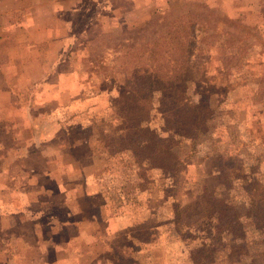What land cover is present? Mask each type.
<instances>
[{
    "label": "rangeland",
    "instance_id": "374dc122",
    "mask_svg": "<svg viewBox=\"0 0 264 264\" xmlns=\"http://www.w3.org/2000/svg\"><path fill=\"white\" fill-rule=\"evenodd\" d=\"M115 1L113 17L109 2L103 9L71 0H0V109H13L19 94L26 103L38 101L35 109H53L52 102H41L54 89L57 95L54 75H72L76 90L63 96L66 110L40 112L38 128L29 124L24 135L49 133L61 121L71 131L57 135L56 147L72 149L76 141L91 140L81 150L90 149L93 158L74 161L67 172L76 174L78 196L89 179L97 190L107 189L104 201L81 197L72 208L66 201L52 209L50 197L33 196L40 209L47 207L40 212L42 221H52L40 230L59 236L44 234L39 246L11 229L0 230V264H264V194L222 235L216 234L214 219L200 212L207 190L242 209L249 199L246 178L264 191V0H139L138 8ZM161 44L172 55L166 67L175 61L185 65L189 101L158 109L154 97L136 124L169 136L163 114L176 124L190 120V103L201 110L200 129L175 142L178 156L166 169L141 153L114 103L133 78L128 68L141 65V56L149 58L145 49ZM141 83L144 96L153 92L149 80ZM84 169L95 173L87 176ZM176 204L189 206L190 220L176 223ZM128 214L136 224L124 227L127 238L107 242L98 224L103 216L127 219ZM4 220L0 217V224ZM68 252L79 259H67Z\"/></svg>",
    "mask_w": 264,
    "mask_h": 264
},
{
    "label": "crops",
    "instance_id": "0c3cea01",
    "mask_svg": "<svg viewBox=\"0 0 264 264\" xmlns=\"http://www.w3.org/2000/svg\"><path fill=\"white\" fill-rule=\"evenodd\" d=\"M71 1L77 2L79 4L83 2H93L95 4L99 3L100 7L103 9L104 6L109 2V4L111 3L109 9H111L112 7L116 9V4L114 3L116 2L115 0ZM117 1L120 4H126L127 2H129L134 5V8H138L139 4H141L140 2L138 3L139 0ZM122 7V11L126 9L125 5H123ZM115 9H113V17L116 16V13L118 12V10ZM67 10L68 9H66L65 11ZM75 10L73 12H75ZM77 10L83 11L82 7ZM109 15L110 14L107 13L105 17ZM60 61L61 60L58 61V64L60 63ZM64 62L67 63L68 61L64 58L63 63ZM55 76H58V84L61 83V85L57 84V86L54 87L58 88L57 95L54 92V89L53 96L50 98L45 97L41 102L42 105L47 102H52L54 105L53 109H35L36 105L39 104V102L36 101L35 103L31 104V102L28 101L26 103L27 100L22 94H19L17 96L19 98L16 97V103L13 109H0V211H2V214L0 213V217H3L6 220V222L4 220V223L0 224V230L11 229L16 235H20L27 238L28 240H32L38 243L39 246L42 245L44 234L49 236H52L54 234H52V232L45 233L44 231L40 230L41 228L45 229L49 225L51 226L52 221L49 219L48 221H42V215L40 212L47 207L44 206L45 208L40 209V207L43 206H39L38 203L34 204V202L31 200L33 196L50 197L52 201L51 204L53 205L52 209L58 205L57 203H60L62 205L61 202L66 201L72 208L71 205L76 204L75 202H77L78 200L80 201L81 197L83 200H85V198L97 199V197L100 196L104 201V199H106L107 192V189L97 190L96 188L92 187L93 180L89 179V185L83 189L84 194H82V196H78V193L81 194L82 191L79 192V188L77 186H74V175L76 174L67 172L68 170L73 169L74 161L78 162L79 159L82 158H93V154L91 156V154L88 152L90 149H85L87 153H84L81 150V148H84L86 146L90 147L91 140H88L85 137L83 141H79L78 143L76 141L72 149H66L62 146L56 147V137L68 135L71 131L70 128L64 126L61 121H56L53 124V130L49 133H46L45 129H39L35 134L34 132L33 134L31 132V135H24V131L29 129L30 125H32L33 128H38L37 123H39V121L42 119V112H47V115H55L56 113L59 114L60 110L61 112H63V109H65V107H62L63 96H65L66 93L70 95L74 90H76V87L72 88L70 86L72 75L64 77V79L62 78V75H54V78ZM44 80L45 78L41 79V81ZM118 95L119 93L114 97H117ZM8 97V95L7 97L5 96L6 99H8ZM6 99L4 100V103L7 106L9 103H7ZM28 104L30 108L27 106ZM69 104H71V101L69 102ZM28 111H30L31 113L30 120L29 118H26V115H30ZM40 112L42 113V115ZM68 114L69 117L73 116V114L69 113V111ZM29 121H32L34 123L31 124ZM75 123L79 126L78 122ZM75 129L78 128L75 127ZM53 146L54 148H52ZM51 149L54 150L55 154H50V152H48ZM63 155L67 156L68 159L71 160L62 162L61 164L59 159L61 160ZM58 165H62L63 167H58ZM89 170L91 169H88L87 172L84 169V171H86L85 175H94V170L90 172ZM103 181L104 179L102 180V183ZM50 185H53V187H51ZM14 195L16 196V200ZM30 212L31 214H29ZM129 215L132 214H128L127 219H125L123 216H103L102 220L98 224H101V226L103 227L107 242H118L127 238L124 227L128 226V224H132L128 223L130 221H132L133 224H136V222L132 220L131 216ZM96 216L97 215L92 217H99ZM55 222L56 221H54V223ZM67 224L71 225V223ZM59 233V231L55 232L54 237H57V235L59 236ZM14 240L19 241V237H15ZM53 240H55V238ZM66 258L79 259L78 256L73 255V252H68ZM153 264H156V262H153Z\"/></svg>",
    "mask_w": 264,
    "mask_h": 264
},
{
    "label": "trees",
    "instance_id": "16d2710c",
    "mask_svg": "<svg viewBox=\"0 0 264 264\" xmlns=\"http://www.w3.org/2000/svg\"><path fill=\"white\" fill-rule=\"evenodd\" d=\"M190 28L193 30V25H191ZM175 37L176 36H173V38ZM159 38H161L162 41L164 40L162 35L159 36ZM167 48V46L161 44L156 50L150 48L145 49L144 51L149 58L145 59L141 56L139 57L141 65L136 63L134 67L128 68L133 78L126 81L125 87L121 89L117 97H114L115 111L123 118L124 130L132 134L141 153L147 158H150V161H152L154 165L165 169L170 167L174 159L178 156L175 151V142L190 137L191 131H198L201 127V123L198 120L201 116V110L193 103H190V107L193 111L189 121L173 124L169 117L163 114V121L166 122V126L169 125V127L167 126L166 128L169 129L170 132L172 131L169 136L158 134L157 130L149 128L142 123H138L137 125L135 122L137 118L142 119L143 116L148 113V109L145 106L150 103L154 97H156L158 101L156 106L158 109L182 107L189 101L187 93L188 79L185 74H183L185 65L183 67L180 61H175L170 67H166L169 66L172 60V55L168 53ZM185 50L183 49L182 51ZM188 54H192L190 49ZM165 62H167V64H165ZM165 68H169L167 73H171V75L165 74ZM141 80H149L152 83L153 92L147 96H144L145 89ZM189 130L191 131L189 132ZM248 180L249 179L246 178V182ZM250 181H252V179H250ZM246 182L244 189L247 191L249 199H246L245 203L247 207L243 209L234 205L232 201L218 194L213 189L210 191L207 190L205 193V203L201 207L200 212L201 215L204 214L206 217L214 219L215 228L217 229L216 234L222 235L235 227L237 222L242 220L246 214H250L252 208L262 199V195L264 194L263 189H261V191L255 190V185L253 186ZM189 210V206H175L174 214L177 224H179L182 218H184L183 221L190 220L188 217L189 215H186Z\"/></svg>",
    "mask_w": 264,
    "mask_h": 264
}]
</instances>
